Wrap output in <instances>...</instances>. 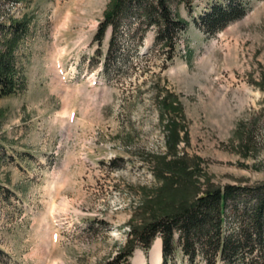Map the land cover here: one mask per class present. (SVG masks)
Listing matches in <instances>:
<instances>
[{
	"label": "rangeland",
	"instance_id": "374dc122",
	"mask_svg": "<svg viewBox=\"0 0 264 264\" xmlns=\"http://www.w3.org/2000/svg\"><path fill=\"white\" fill-rule=\"evenodd\" d=\"M166 1L186 25L170 61L144 18L97 39L116 0H0L26 30L0 37L19 78L0 97V264H106L204 191L264 183V0L211 34L194 19L217 0ZM157 239L128 263L154 264Z\"/></svg>",
	"mask_w": 264,
	"mask_h": 264
},
{
	"label": "trees",
	"instance_id": "16d2710c",
	"mask_svg": "<svg viewBox=\"0 0 264 264\" xmlns=\"http://www.w3.org/2000/svg\"><path fill=\"white\" fill-rule=\"evenodd\" d=\"M216 2V1H214ZM247 0H217L194 19L204 33H214L245 14ZM134 16L146 26L157 27L155 44L167 46L168 61L174 58L177 36L185 23L172 16L166 0H116L111 13L99 26L97 39L107 27L119 28L120 16ZM119 16V17H118ZM26 33L18 23H0V37ZM19 78L9 51L0 44V97L14 92ZM131 247L123 257L106 264H129L135 247L148 251L155 238L161 240V264H168L176 253L189 264L200 256L206 263L264 264V183L255 186L224 185L204 191L183 209L164 214L130 233Z\"/></svg>",
	"mask_w": 264,
	"mask_h": 264
},
{
	"label": "bare ground",
	"instance_id": "6f19581e",
	"mask_svg": "<svg viewBox=\"0 0 264 264\" xmlns=\"http://www.w3.org/2000/svg\"><path fill=\"white\" fill-rule=\"evenodd\" d=\"M161 240L157 239L154 242L153 250L151 251L152 254V260L154 264H159L161 260ZM137 257L134 259V264H144L143 262V256L140 252L136 253Z\"/></svg>",
	"mask_w": 264,
	"mask_h": 264
}]
</instances>
